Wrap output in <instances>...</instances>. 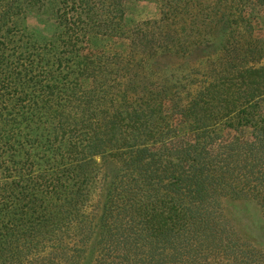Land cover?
I'll return each mask as SVG.
<instances>
[{
  "label": "trees",
  "instance_id": "16d2710c",
  "mask_svg": "<svg viewBox=\"0 0 264 264\" xmlns=\"http://www.w3.org/2000/svg\"><path fill=\"white\" fill-rule=\"evenodd\" d=\"M130 1L159 18L126 28ZM260 1L0 0V264H199L194 249L236 246L222 202L264 212Z\"/></svg>",
  "mask_w": 264,
  "mask_h": 264
},
{
  "label": "rangeland",
  "instance_id": "374dc122",
  "mask_svg": "<svg viewBox=\"0 0 264 264\" xmlns=\"http://www.w3.org/2000/svg\"><path fill=\"white\" fill-rule=\"evenodd\" d=\"M203 4H213L217 0H197ZM248 11L253 18L254 37L264 39V0L253 2ZM123 24L131 29L136 25L158 19L160 7L151 2L130 1L124 5ZM29 31L39 37L50 38L54 33V23L46 16L32 15L28 19ZM92 48L102 49L115 53H126L128 42L122 39H91ZM164 67H177V62L160 60ZM193 62V59L188 61ZM182 63V62H179ZM178 63V64H179ZM87 91L92 89L90 82L84 85ZM114 167L105 166V172L113 174ZM222 210L226 219L232 225L237 244L231 250L224 247L220 249H194L200 256L199 264H264V212L254 201L224 200ZM195 254V255H196ZM227 255V256H226ZM230 257H229V256Z\"/></svg>",
  "mask_w": 264,
  "mask_h": 264
}]
</instances>
